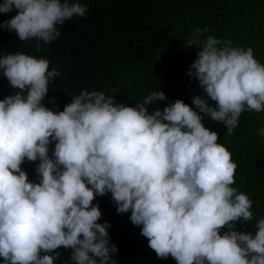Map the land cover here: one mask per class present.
I'll return each mask as SVG.
<instances>
[{
  "label": "clouds",
  "instance_id": "obj_1",
  "mask_svg": "<svg viewBox=\"0 0 264 264\" xmlns=\"http://www.w3.org/2000/svg\"><path fill=\"white\" fill-rule=\"evenodd\" d=\"M13 9L0 27L21 41L35 38L41 50V42L60 35L57 25L84 16L87 5L0 2V13ZM207 31V25L195 29L184 45L198 49L188 70L204 93L192 97L195 109L176 99L150 111L167 99L158 87L135 106L117 102L116 90L84 89L55 112L42 101L59 69L49 70L43 57L0 55V70L17 89L0 99V264H55L60 248L70 250L72 264H117L111 224L98 222L102 212L93 203L108 192L118 213L130 210L158 257L171 255L177 264H264V217L254 231L236 228V221L252 220L253 202L232 186V154L202 122L208 116L231 134L243 112L264 111V63L251 47L205 37ZM25 159L39 161L38 182L22 168Z\"/></svg>",
  "mask_w": 264,
  "mask_h": 264
},
{
  "label": "trees",
  "instance_id": "obj_2",
  "mask_svg": "<svg viewBox=\"0 0 264 264\" xmlns=\"http://www.w3.org/2000/svg\"><path fill=\"white\" fill-rule=\"evenodd\" d=\"M2 2V0H0ZM87 5L84 16H73L57 25L60 35L37 50L36 39L18 40L14 31L0 27V55L21 52L47 58L60 75L49 82V91L42 103L55 112L71 102V96L81 90L104 91L117 102L135 106L152 90L159 89L167 97L149 105V110L182 99L195 109L192 97L204 95L196 78L188 70L197 58L198 49L185 47L195 29L207 25L204 36L230 39L233 45L251 47L254 57L264 63V0H80ZM18 10L0 13V24ZM0 70V99L15 93ZM54 98V102H53ZM214 106V101H209ZM204 125L218 133V142L232 154L236 163L235 183L238 192L252 200L250 221H236L240 230H255L256 222L264 217V111H246L231 134L222 122L205 116ZM54 142L49 145L51 156ZM39 161H25L22 168L29 180L38 182L35 171ZM102 212L98 222L109 221V242L118 252L117 264H177L169 255L158 257L125 213L116 211L108 192L97 196ZM223 228L222 231H226ZM61 257L55 264L70 260L69 252L60 248ZM2 260V258H0Z\"/></svg>",
  "mask_w": 264,
  "mask_h": 264
}]
</instances>
